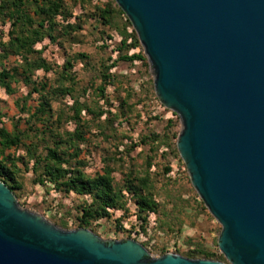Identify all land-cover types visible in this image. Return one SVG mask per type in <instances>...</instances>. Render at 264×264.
Wrapping results in <instances>:
<instances>
[{
    "label": "water",
    "instance_id": "1",
    "mask_svg": "<svg viewBox=\"0 0 264 264\" xmlns=\"http://www.w3.org/2000/svg\"><path fill=\"white\" fill-rule=\"evenodd\" d=\"M134 28L229 264H264V0H115ZM0 264H226L59 227L0 181Z\"/></svg>",
    "mask_w": 264,
    "mask_h": 264
},
{
    "label": "trees",
    "instance_id": "2",
    "mask_svg": "<svg viewBox=\"0 0 264 264\" xmlns=\"http://www.w3.org/2000/svg\"><path fill=\"white\" fill-rule=\"evenodd\" d=\"M76 4L80 14L73 12ZM87 19L92 20L91 30L99 33L98 47L102 55L107 53L105 57L94 59L67 47L71 42H81ZM47 45L58 48L61 61L44 54ZM137 63L142 80L135 89L129 74L118 68L120 64ZM148 68L137 34L115 0H0V89L8 95L20 87L26 89L15 101L18 111L26 115L21 118L25 128L19 127L18 120L11 131L0 125V181L18 197L23 187L21 174L31 172V183L46 193L53 190L60 196L81 198L75 206L76 227L94 231L95 222L112 219L113 212L120 211L113 219L118 231L126 232L129 238L134 225L126 229L122 221L134 216L139 230L147 234L150 215L158 217L164 207L156 198L158 189L172 181L167 176L172 170L168 157L185 168L176 147L179 117L174 111L166 109L171 114L167 118L144 113L147 121H164L160 130L148 129L135 140L125 131L124 125L137 123L148 101L157 99ZM82 71L90 74L85 83L80 79ZM108 86L113 87V99L106 92ZM30 98L36 102L32 107L26 106ZM140 146L147 151L141 169L130 156ZM11 148L13 152L5 153ZM91 151L99 153L101 165L87 172L86 157ZM151 166H158L159 172L153 174ZM115 172L120 179L115 178ZM182 175L190 185L186 170ZM191 190L196 206L212 218L194 188ZM173 208L180 214L183 210L177 202ZM55 223L68 228L65 219ZM160 251L161 255L166 253L164 248ZM176 252L229 264L221 252L200 244H189Z\"/></svg>",
    "mask_w": 264,
    "mask_h": 264
},
{
    "label": "rangeland",
    "instance_id": "3",
    "mask_svg": "<svg viewBox=\"0 0 264 264\" xmlns=\"http://www.w3.org/2000/svg\"><path fill=\"white\" fill-rule=\"evenodd\" d=\"M73 12L74 14L81 13L78 4L73 6ZM89 22H92V20L87 19L82 25L84 31L83 34L80 35L81 42H71V45L68 44L67 47L72 51L79 50L86 52L94 59L101 56L105 57L107 53L102 55V51L98 47L101 44L99 33L91 30ZM45 43H47V41H45ZM39 46L40 44L38 47ZM110 49L111 46L107 48L106 52L109 53ZM44 54L49 59L61 61L60 52L54 45H47ZM11 60H13V57H11ZM80 66L79 63L76 64L74 68L79 70ZM139 69L140 67L138 63L137 65L120 64L118 68L120 72L129 74V78L133 79V81L130 82V85L135 89H138V82L142 80V78H140L141 75L138 72ZM38 74L42 75L41 72H38ZM89 76L90 74L87 71H82L80 79L85 83ZM149 76L151 77L150 72ZM106 92L109 97L112 98L113 87L108 86ZM25 93L26 89L24 87H20L14 94L10 95L5 94L4 91L0 89V125H3L9 131L12 130V125L15 120L19 121L20 128H25L24 120L21 118H25L26 115L20 113L15 105V101ZM35 104L36 102L31 98L26 102V106L28 107H32ZM113 104H116V102L114 101ZM147 106L148 107L145 108V111L142 113L143 115L141 119L138 120L137 123L132 124V126L124 125L126 133L132 136L133 140H135L138 135L147 132L148 129L160 130L162 128L164 123L162 119H152L151 121H147L146 115H150L151 117L159 116L160 118H167L171 115L166 111L168 108L163 106L158 97L157 99H150ZM138 107H140V105H138ZM179 128L180 123L175 127V130L178 131ZM123 141L127 142L126 139ZM119 148H122V146L120 145ZM13 151L14 150L11 148L5 150V153ZM19 152L21 151L16 153ZM146 152V148L140 146L136 147L130 153L132 162L136 163L139 169L143 168L145 165ZM81 156L84 157L85 154L82 153ZM86 158L88 163L86 166L87 172H93L100 168L101 163L99 161V153L91 151ZM156 160L159 164L165 163L164 160ZM167 160L172 166V170L167 176H169L172 181L165 186H160L156 195L157 200L161 202L164 207H162L158 217L153 214L150 215L147 234H143L139 230V222L135 221L134 216L124 218L122 221L124 228L130 229V225H134V228L132 229L133 232L129 234V238L140 242L152 257L161 256V248H164L166 253L171 252L179 254L176 252V249L185 250L188 248L189 244H200L209 250L220 252L217 245V237L221 231V225L213 218V216L212 218L208 217L205 211H202L196 206L195 195L191 190V188L193 189V186L190 181L189 185L182 175L183 169L187 172L186 166L185 168L179 166L176 159L173 157H168ZM150 170L152 173L154 172L153 174H156V172H159V167L151 166ZM114 176L117 180L120 179V174L118 172H115ZM158 177L161 178V176ZM31 178V172H23L20 176L23 187L18 191V197L15 196L19 204L42 215L55 225H57L55 222L62 218L67 221L68 229L77 228L75 225V216L77 215L75 206L81 201V198L76 197L73 194L60 196L53 190L46 193L41 186L32 184ZM185 200L188 201L184 202ZM174 202L183 206L181 214L173 208ZM120 213V211H115L113 212L112 219L95 222L94 231L92 232L104 240L127 239V233L118 231L113 222V219L120 216Z\"/></svg>",
    "mask_w": 264,
    "mask_h": 264
}]
</instances>
